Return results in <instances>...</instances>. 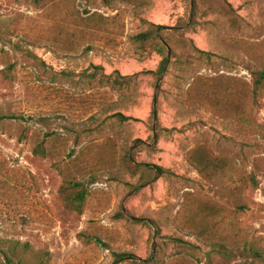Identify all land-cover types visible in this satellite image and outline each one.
Returning <instances> with one entry per match:
<instances>
[{"label":"rangeland","instance_id":"rangeland-1","mask_svg":"<svg viewBox=\"0 0 264 264\" xmlns=\"http://www.w3.org/2000/svg\"><path fill=\"white\" fill-rule=\"evenodd\" d=\"M143 1L0 0V264H261L247 245L264 249V139L190 84H251L264 0H195L194 18L191 0ZM149 25L173 30L160 81L144 73L166 53L132 41ZM113 72L138 77L117 90ZM255 119L264 127V99ZM44 139L47 156L33 155ZM195 146L209 153L204 176L186 162ZM64 181L88 189L82 215L63 207Z\"/></svg>","mask_w":264,"mask_h":264},{"label":"trees","instance_id":"trees-1","mask_svg":"<svg viewBox=\"0 0 264 264\" xmlns=\"http://www.w3.org/2000/svg\"><path fill=\"white\" fill-rule=\"evenodd\" d=\"M128 3H140L142 5L145 4L143 0H126ZM192 2V11L191 18H194V10L196 8L195 0H191ZM172 32L173 30L167 29L166 27L149 25V30L145 33L138 34L132 37V41L141 45L145 43L154 44L157 52L159 54L166 53V56L160 63L157 71L155 72H145L144 74L152 75L156 78L157 81L160 80L163 72L166 69V65L168 63V53L170 54V48L166 41L161 39L162 33ZM195 52L207 59L210 58L209 53L199 51L195 49ZM254 66L257 68L255 71L251 72V84L247 85L245 82H241V90L239 92H234L232 95L224 94L225 89L223 91H218V86L213 83L220 81L223 77H195L190 84V87L205 90L212 89L214 92L209 94L208 96L204 93H200L196 95L197 99H205L207 102H213L211 107L213 108V112L219 116L220 118H229L232 119L233 122H236L241 130L248 135H258L264 139V127L259 125L255 119V115L257 110L262 107V100L264 99V55H259L257 57L250 59ZM13 65L9 64L2 70V76L5 80H13L14 75H12ZM138 74H134L132 76H120L118 72H113L111 75L106 77V80H110L112 85L117 88V90H121L123 88H127L129 84L136 80ZM158 89V88H157ZM221 92L222 98H218L217 94ZM205 96V97H203ZM222 101V102H221ZM113 117H119L123 120H129V118H123L120 114H115ZM8 118L4 115H0V129L4 128L6 121ZM151 132L154 133V129H151ZM156 133V132H155ZM154 133V134H155ZM45 139L41 140L35 147L33 148V155L39 157H46V148H45ZM186 162L191 166L194 170L197 171L198 174L206 175L209 173V168L211 165V160L209 158V153L206 148L203 146H195L191 150L188 151L186 155ZM258 165H256L258 169L264 170V155L260 157L258 160ZM127 163H130V159H127ZM135 168H141L140 166H134ZM147 170L153 171V169L157 170L159 173L162 172L160 168L145 166ZM249 181L251 182V187L256 188L257 183L253 177H250ZM60 198L63 204V207L67 210L77 214L82 215L84 212V204L86 198L88 196V189L86 186L80 181H64L63 185L59 191ZM242 208V207H241ZM134 222H141L140 219H132ZM198 234L205 235L206 237L211 236L212 228L205 226L204 228L198 231ZM80 238V235H79ZM223 249V247H221ZM247 251L253 256L254 259H257L261 264H264V249L257 247V245L249 243L247 245ZM125 259H131V255L127 254H119L116 256L115 264L122 262Z\"/></svg>","mask_w":264,"mask_h":264},{"label":"water","instance_id":"water-1","mask_svg":"<svg viewBox=\"0 0 264 264\" xmlns=\"http://www.w3.org/2000/svg\"><path fill=\"white\" fill-rule=\"evenodd\" d=\"M191 11H192V2H191V7H190V18H191ZM168 59H169V53H168ZM156 87H157V85H156Z\"/></svg>","mask_w":264,"mask_h":264}]
</instances>
